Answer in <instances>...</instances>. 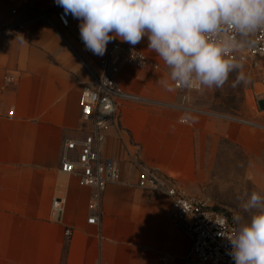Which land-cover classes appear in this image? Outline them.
Wrapping results in <instances>:
<instances>
[{
	"label": "crops",
	"instance_id": "0c3cea01",
	"mask_svg": "<svg viewBox=\"0 0 264 264\" xmlns=\"http://www.w3.org/2000/svg\"><path fill=\"white\" fill-rule=\"evenodd\" d=\"M26 8L46 10L49 0H0V29L12 10ZM143 50L159 69L121 68V90L146 102H121L105 149L119 163L120 182L105 190L101 221L90 224L98 213L93 190L61 170L65 141L86 127L79 97L89 73L42 19L0 33V264H184L191 240L172 220V199L140 186L142 168L202 199L238 162L243 180L264 190V129L170 107L182 103L181 93L147 37ZM82 56L96 68L98 59ZM260 109L252 120L264 125ZM54 199L65 201L61 216Z\"/></svg>",
	"mask_w": 264,
	"mask_h": 264
},
{
	"label": "built area",
	"instance_id": "2783aa9c",
	"mask_svg": "<svg viewBox=\"0 0 264 264\" xmlns=\"http://www.w3.org/2000/svg\"><path fill=\"white\" fill-rule=\"evenodd\" d=\"M12 18L0 29L3 31L23 30L29 23L42 19L63 40L69 50L86 67L91 84L84 87L79 97V107L82 120L86 123L83 135L80 138L67 139L63 146L61 170L77 177L79 184L93 190L91 207L98 211L88 223L99 224L102 215V198L105 190L120 182V167L116 159L105 155L108 137L112 127L119 117L122 101L146 102L145 99L121 90L118 84V75L124 65L138 69H159V65L149 58L143 45L146 36L135 46L122 42L119 38L107 45L106 53L101 57L87 50L80 37V20L70 14L64 16L62 7L49 0V8L33 12L31 8L14 9ZM64 16V19H62ZM65 21H67L65 23ZM74 40V42H73ZM82 54L98 59L96 68L87 65ZM238 61L261 62L264 64V30H258L248 38L247 46L243 51L233 53ZM143 57V58H142ZM8 83L15 82V77L6 76ZM262 90L256 106L263 102L264 110V74ZM174 87L181 93L182 103L179 105L167 104L180 109L184 113H195L200 110L189 106V95L199 92L203 86L193 83L192 86H183L174 81ZM211 114V113H210ZM230 119V118H229ZM234 120L240 124L264 129V125ZM188 122V118H182ZM140 186L158 191L172 199V220L175 225L187 232L191 245L183 258L184 264H235L229 254L232 250L228 238L235 227L233 217L213 209L210 204L201 198L186 196L175 184L170 183L155 171L142 168L140 171ZM65 201L54 199L53 212L61 216ZM223 225L224 228L221 226ZM68 240L72 239L73 230L65 231ZM165 255L163 260H172Z\"/></svg>",
	"mask_w": 264,
	"mask_h": 264
},
{
	"label": "clouds",
	"instance_id": "9594fccd",
	"mask_svg": "<svg viewBox=\"0 0 264 264\" xmlns=\"http://www.w3.org/2000/svg\"><path fill=\"white\" fill-rule=\"evenodd\" d=\"M64 16L80 20L87 50L103 56L119 38L132 46L146 36L148 50L170 69L169 77L183 86L221 88L232 72L234 85L246 82L233 53L264 30V0H55ZM62 16V19H64ZM67 21H65L66 23ZM143 58V57H142ZM167 86V80L161 81ZM241 204L250 218L237 213L228 236L235 264H264V196L244 194ZM223 228L224 226L221 225Z\"/></svg>",
	"mask_w": 264,
	"mask_h": 264
},
{
	"label": "rangeland",
	"instance_id": "374dc122",
	"mask_svg": "<svg viewBox=\"0 0 264 264\" xmlns=\"http://www.w3.org/2000/svg\"><path fill=\"white\" fill-rule=\"evenodd\" d=\"M239 62L243 65L240 71L244 73L246 82H239L233 86L237 77V72L234 71L229 75V79L223 87H203L201 91L191 93L192 106L230 119L254 122L252 117L261 112L260 107L256 106V102L260 98L259 93L262 90L264 64L251 59ZM168 70L170 71L169 68ZM231 150L232 148H230ZM242 175L243 169L238 165V162L232 169L230 167L229 169L225 168L224 171L221 170L220 181L215 180L207 185L202 199L207 201L213 209L223 212L231 218L237 213L250 218V213L244 212L241 208V204L247 198L244 194L250 195L256 191L264 196V190L255 183L244 181Z\"/></svg>",
	"mask_w": 264,
	"mask_h": 264
},
{
	"label": "water",
	"instance_id": "95a60500",
	"mask_svg": "<svg viewBox=\"0 0 264 264\" xmlns=\"http://www.w3.org/2000/svg\"><path fill=\"white\" fill-rule=\"evenodd\" d=\"M261 107H263V102L260 103Z\"/></svg>",
	"mask_w": 264,
	"mask_h": 264
}]
</instances>
